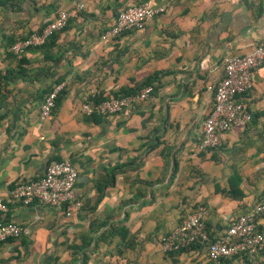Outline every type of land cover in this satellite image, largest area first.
<instances>
[{"label":"crops","instance_id":"1","mask_svg":"<svg viewBox=\"0 0 264 264\" xmlns=\"http://www.w3.org/2000/svg\"><path fill=\"white\" fill-rule=\"evenodd\" d=\"M142 2L164 9L141 29L106 33L120 8ZM59 10L72 14L63 28L11 52ZM259 41L264 0H0V223L28 231L0 243V264H241L212 263L198 245L164 253L159 239L199 205L215 238L229 217L264 198V61L239 97L249 121L233 125L219 147H199L223 58ZM149 76L151 93L129 108L81 112L90 92L113 97ZM55 84L51 116L39 120ZM59 159L76 169V213L6 202L15 183ZM262 250L250 264H264Z\"/></svg>","mask_w":264,"mask_h":264},{"label":"built area","instance_id":"2","mask_svg":"<svg viewBox=\"0 0 264 264\" xmlns=\"http://www.w3.org/2000/svg\"><path fill=\"white\" fill-rule=\"evenodd\" d=\"M164 9L162 5L148 2L120 8L115 14L113 24L106 32L118 36L126 30L143 28L145 23ZM70 11L59 10L39 32H31L11 44L9 49L19 56L29 46L42 44L45 38L63 28ZM264 61V42L259 41L247 53L226 56L222 60V77L213 90L209 112L201 126L200 148H216L223 141L224 133L235 124H245L250 119L249 111L240 102L253 83L254 70ZM62 84H55L46 92L39 104V120L51 116L56 95ZM152 85H145L138 91L102 100H94L93 92L85 96L80 110L85 115L96 114L102 117L129 108L136 101L151 93ZM76 169L67 159L50 160L45 164L43 174L27 181L15 183L9 190L6 202L19 201L24 205H38L58 208L65 216L76 213L80 201L74 197L73 188ZM6 204L0 199V211ZM205 208L197 206L185 214L179 223L159 239L162 252H177L190 245L199 244L205 248L207 258L217 263L220 259L239 253L253 254L264 247V226L257 228V215L264 214V198L254 204L249 212L231 216L227 226L217 237L210 236L205 224ZM27 228L10 221L0 223V243L27 234Z\"/></svg>","mask_w":264,"mask_h":264},{"label":"trees","instance_id":"3","mask_svg":"<svg viewBox=\"0 0 264 264\" xmlns=\"http://www.w3.org/2000/svg\"><path fill=\"white\" fill-rule=\"evenodd\" d=\"M54 34V33H53ZM53 34L47 36L46 38H49L50 36H52ZM45 38V40H46ZM154 79V77H146L135 89H132L130 91H126V92H123L121 94H118L116 96H113V97H117V96H121V95H125V94H129V93H133V92H136L138 91L140 88H142L143 86L145 85H152V80ZM109 98V97H108ZM103 99H106V98H103ZM94 100H102V99H94ZM236 181L238 180L237 178L235 179ZM264 215V214H263ZM259 215L256 216V218L258 217ZM195 245H198V246H202V245H199V244H195ZM194 245H190L189 247H186V248H182L180 249L179 251H182V250H185V249H188L190 247H193ZM264 248V247H263ZM263 250H260L256 253H253V254H247V253H239V254H235V255H232V256H229V257H225V258H222L220 259L217 263L219 262H231V260L233 259H236L237 260H242L241 264H250L251 260L253 259L254 256H256L257 254H260ZM178 252V251H177ZM169 253H172V252H169ZM212 262V261H211ZM214 263V262H212Z\"/></svg>","mask_w":264,"mask_h":264}]
</instances>
